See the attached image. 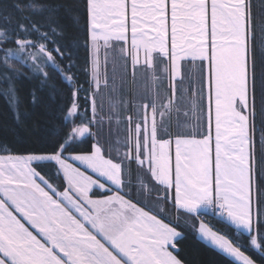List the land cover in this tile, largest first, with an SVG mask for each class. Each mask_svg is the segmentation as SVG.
I'll use <instances>...</instances> for the list:
<instances>
[{
    "label": "snow or ice",
    "instance_id": "6c2138e0",
    "mask_svg": "<svg viewBox=\"0 0 264 264\" xmlns=\"http://www.w3.org/2000/svg\"><path fill=\"white\" fill-rule=\"evenodd\" d=\"M82 6L92 52L96 53L90 64L91 95L85 96L91 108L90 118L78 112L75 97L80 89L76 88L75 78L68 74L72 64L67 65L65 72L52 55L54 51L63 59L67 51L66 46L61 51L52 39L64 37L61 14L73 24H79L81 4L77 0L72 3L33 0L29 7L34 14H46L47 32H41L43 25L28 16L23 17L27 24L17 21L11 33L9 18L4 17L5 23L0 24V44L10 41L17 45L15 49H3V63L7 65L9 57L22 58V53L33 61L39 56L45 63L51 62L72 86L73 97L63 117L67 130L62 134L52 132L57 138L50 143L49 151L22 157L0 155V264H184L174 254L178 252L177 240L183 238L172 226L179 218H171L169 223L160 218L167 217L164 205L170 201L197 219L209 211L218 213L222 222L235 227L236 239L213 231L202 220L198 228L200 238L233 257L238 264H257V260L245 254L253 250L264 259V211L254 205L249 152L253 142L249 117L254 114L255 77L254 71L251 75L249 71L252 16L248 0H83ZM13 7L19 9V5ZM129 16L130 48L121 52L130 58L133 79L136 67L140 66L150 72L157 88L162 86V78L156 75L154 67V62L159 61L160 71L170 80L172 97L158 104L157 92L150 103L140 105L141 122L135 124V136L128 144V151L120 152L99 141L83 150L79 147L82 138L94 136L90 125L100 123L96 94L101 87L109 86L107 72L102 73L100 68V42L110 47L111 40L127 41ZM20 33L23 39L16 38ZM33 33L38 37L36 42L28 38ZM41 41L52 43V50ZM68 59L71 60L70 53ZM185 59L208 61L206 74L201 75V87H193L188 99L193 110H203L206 115L208 130L201 139L191 134L173 137L170 121L166 124L164 119L173 110L179 111L174 99L175 81L179 79L183 84L181 61ZM34 67L43 81L49 79L40 64ZM5 79L9 87L4 94L10 105H17L14 111L19 122L18 97L11 78L5 76ZM180 91L179 99L183 100L189 89L182 87ZM109 104L116 106L111 99ZM76 118L80 120L78 124ZM127 119L130 121L131 117ZM0 150L8 151L6 145H0ZM113 151L117 152L119 162L113 158ZM73 152L78 154L71 155ZM133 163L144 168L148 177L145 180L144 175L136 173L140 187L135 193ZM45 169L51 173V179L65 182L62 189L46 179L47 173L42 175ZM88 170L97 178L86 174ZM101 178L104 183L100 182ZM153 181L162 190H157ZM93 188L113 195L93 199L90 196ZM173 188L174 195L169 192ZM159 191L162 194L156 196L155 203L147 199H137L134 203L131 198L141 193L147 197ZM141 203L144 207L139 206ZM242 233L248 234L247 243L241 242Z\"/></svg>",
    "mask_w": 264,
    "mask_h": 264
},
{
    "label": "trees",
    "instance_id": "16d2710c",
    "mask_svg": "<svg viewBox=\"0 0 264 264\" xmlns=\"http://www.w3.org/2000/svg\"><path fill=\"white\" fill-rule=\"evenodd\" d=\"M32 2L33 0H0V24L5 23L4 17L9 18V32L11 33V29L15 27L17 21L27 24L23 17L28 16L38 25H43L41 32H47L49 29L47 27L46 14H34V10L29 7ZM49 2H54V0H49ZM64 2L72 3L73 0H64ZM77 2L81 4V22L73 24L70 18L62 13L61 22L65 25L64 37H52L53 40L57 41L56 46L60 47L61 51H65V46L67 47L65 56L62 59L56 52L53 51L52 53L56 62L65 72H68L67 65L69 63L72 64L71 72L68 74L75 78L76 88L80 89L77 92V97H75L76 103L79 105L78 112L90 118L91 108L85 96L91 95L90 64L93 57L92 43L82 6L83 0H77ZM249 3L252 16L250 64L251 72L253 73L254 71L255 77V105L254 114L252 115L255 205H258L261 211H264V0H249ZM14 5H19V9L13 7ZM16 38L23 39V33H20ZM28 38L34 42L38 40L35 33ZM41 42L52 50V43ZM4 45L13 48L17 47L15 43L10 41L4 43ZM69 53L71 54V60L68 59ZM123 65L120 69L116 68L112 73H110L109 66L104 67V69L107 68L106 70L101 68L102 73L107 72L109 86L107 88L101 87L99 93L96 94L99 110L97 120H100V123L90 125L94 136L82 138L79 147L83 150H87L91 144L99 141L106 147L111 145L120 152L128 151V144L131 143L132 138L135 136V124L141 122L140 105L150 103L157 92L159 93L158 104L164 103L167 97H172V89L169 87L170 80L165 78V74L160 71L161 62L156 61L154 63L156 75L162 78V86L158 88L152 83L150 72L142 70L140 66L136 67L135 78L133 79V69L129 57ZM188 71L192 72L193 75H186ZM44 72L48 73L49 79L47 81H43L40 74L32 71L28 66L10 61L5 65L3 61H0V145H6L8 149V151L0 150V155L27 156L49 151L50 143L57 138L51 135L52 132L60 131L62 134L63 131L67 130L63 117L65 110L73 99L72 86L51 65L45 66ZM198 72L201 73L200 68L193 66L192 63L185 64L183 84H181L179 79L175 81L176 96L174 99L179 104V111L173 110L170 115H166L164 118L166 124L170 121V131L173 133V137L176 134L186 137L190 136V134L195 137H202L207 131L205 112L200 109L193 110L188 103L189 97L193 94V87H201L198 83V78H201V74L199 77ZM5 76L11 78V85L15 88L18 97L19 122L14 111V109H17V105H10L8 97L4 94L9 87V82L5 79ZM182 87L188 88L189 91L188 95L183 100H180ZM33 94L36 96L35 102H33ZM110 99L116 104L114 108L109 104ZM102 101L103 109L101 110L100 104ZM84 109H88V111L85 113ZM148 111L150 112V109ZM196 115H201L202 119H205L203 126L195 123L193 118ZM101 117L103 118L102 120ZM127 117H131V120L129 121ZM159 120L160 118L158 117V122ZM77 121L80 120L77 118ZM71 154L78 153L73 152ZM112 156L116 159V162H119L120 158L117 157L116 151L112 152ZM131 168L133 172L132 191L135 193L136 189L140 187L136 181V173L144 175L145 180L148 177L145 174V169L135 163L131 165ZM37 170L39 171L40 169ZM45 173H47L46 179H49L54 187L63 188L65 182L62 179H51V173L47 169L42 172V175ZM152 184L157 190H162V186L154 181ZM169 192L174 195V189H169ZM93 193L92 196L95 198L110 195L107 192L102 194L97 190ZM121 194L123 195V193ZM158 194H162V191L153 192L147 197L141 193L139 197L133 196L131 198L134 203L137 202V199H147L155 203ZM139 206L144 207V204L141 203ZM164 207L167 217L162 215L160 218L164 219L165 223H169L171 218H179L178 222L173 223L172 226L182 233L183 238L177 240L178 252H174V254H177L184 264H238L198 237V228L201 220L214 231L218 230L220 234L227 235L229 239H236L234 226H229L227 222H222L221 219L210 215H205L204 218L200 216L198 219L194 216H189L171 201L166 203ZM247 239L248 234L242 233L240 236L241 242L247 243ZM241 250L245 251L244 248ZM245 254L257 260V264H264V259L253 250H247Z\"/></svg>",
    "mask_w": 264,
    "mask_h": 264
},
{
    "label": "rangeland",
    "instance_id": "374dc122",
    "mask_svg": "<svg viewBox=\"0 0 264 264\" xmlns=\"http://www.w3.org/2000/svg\"><path fill=\"white\" fill-rule=\"evenodd\" d=\"M109 45L110 47H104L103 46V43L101 44V47L99 49V58H100V61H101V66L100 68H103L105 66H109L108 68L110 69V73L113 72V68L115 67L120 69L123 65V63L125 62V60L128 58L126 55H124L122 52H121V49H129V46L124 44V43H119V42H112V41H109ZM47 46V45H46ZM5 48H12V49H15L13 47H9V46H6L4 44H0V61H3V49ZM48 48V46H47ZM250 49V48H249ZM48 50H50L48 48ZM26 51H31V52H35L36 49H27ZM53 55V53H52ZM92 55H96V53H93L92 52ZM54 56V55H53ZM21 57L22 58H16V57H9L8 61L12 62V63H15V62H18L19 64L23 65V66H28L29 68L32 69V71H35V67L34 65L36 64H40L43 68V71L45 70V66L47 65H51V62H48V63H45L44 60L41 58V57H37V59L35 61L29 59L26 55V53H22L21 54ZM250 58V57H249ZM156 62V61H155ZM154 62V63H155ZM185 64H188V63H185ZM185 64L183 65V68H182V76L185 77V73H184V66ZM193 66L199 68L201 66V64H198L196 63L195 65L193 64ZM193 68V67H192ZM107 68H105L104 70H106ZM201 69V67H200ZM103 70V71H104ZM249 71H250V75L252 74L251 72V64H249ZM101 72H102V69H101ZM202 69H201V73L198 72V76L200 77V74L202 75ZM186 75H190L192 76L193 73L192 72H189L186 74ZM198 83L201 85V78H198ZM195 82V80H194ZM196 83V82H195ZM195 88H199L198 86H196ZM250 91H251V83H250ZM76 97H77V94H76ZM96 103H97V100H96ZM97 110H98V103H97ZM99 111V110H98ZM99 113V112H98ZM194 121L196 124H199L200 126H203V124L205 123V119H202L201 115L200 116H195L194 118ZM189 120V119H188ZM75 122L78 124L80 121H77V118L75 119ZM251 126H252V120H251ZM91 130V129H90ZM253 132V131H252ZM71 155H75V154H71ZM12 156H24V155H12ZM69 163H72V161L70 160ZM34 167V164L32 165ZM75 166H79L78 164L75 165ZM81 171H84V168L81 167ZM88 175H92L93 176V179H96L97 176L95 174H93L91 172V170H88V172L86 173ZM101 183H104L105 181L101 178ZM43 186V185H42ZM107 186H110V185H106ZM97 189L93 188L92 190V193L94 191H96ZM255 191V190H254ZM100 193H106L105 190H99ZM92 193H90V196H92ZM107 193H110V195H113V192H107ZM122 195V194H121ZM255 197V195H254ZM93 199H102L103 197H99V198H95L92 196ZM256 204V198H254V205ZM114 208L116 207L115 205L113 206ZM89 211H93L92 209L89 208ZM211 216V215H210ZM218 219V218H217ZM211 228V227H210ZM213 230V229H212ZM214 231V230H213ZM198 237L199 239L200 236H199V233H198ZM202 241H204L205 243H207L208 245H210L211 247L215 248L216 250L220 251L218 248H216L214 245L211 244V242L207 241V240H203L201 239ZM221 253H223L222 251H220ZM224 255H226L227 257H229L230 259H232L233 261L237 262L233 257L231 256H228L226 253H223ZM238 263V262H237Z\"/></svg>",
    "mask_w": 264,
    "mask_h": 264
},
{
    "label": "crops",
    "instance_id": "0c3cea01",
    "mask_svg": "<svg viewBox=\"0 0 264 264\" xmlns=\"http://www.w3.org/2000/svg\"><path fill=\"white\" fill-rule=\"evenodd\" d=\"M249 2V0H248ZM129 32L127 33L129 39L127 41H116V40H111L112 42H119V43H124L126 45H128L130 47V38H131V31H130V16H129ZM169 24H170V17H169ZM209 25H210V20H209ZM250 31H249V37H248V49L250 48ZM103 41L100 42V44H102ZM249 57H250V49H249ZM251 60V58H250ZM185 63H192V64H201V69L203 71L204 74H206V71H207V68H208V61L207 60H204V61H201L199 59L195 60V61H192L190 59H185V60H182L181 61V65H182V68H183V65ZM199 67V68H200ZM200 69V70H201ZM247 114V113H246ZM251 120H252V116L249 117V128H250V132L252 134V141H253V132H252V126H251ZM206 124H207V120H206ZM207 130H208V126H207ZM211 131H212V136H213V156H214V147H215V114H214V104H213V115H212V128H211ZM194 138L196 139H201L203 138L202 137H195ZM225 143V141H222V144ZM249 152H250V162H251V166H252V173H253V201H254V195H255V177H254V151H253V142L252 144H250L249 146ZM171 157H172V164H173V168L175 166V144L173 142L172 146H171ZM174 189V188H173ZM178 207V205H177ZM179 208V207H178Z\"/></svg>",
    "mask_w": 264,
    "mask_h": 264
},
{
    "label": "built area",
    "instance_id": "2783aa9c",
    "mask_svg": "<svg viewBox=\"0 0 264 264\" xmlns=\"http://www.w3.org/2000/svg\"><path fill=\"white\" fill-rule=\"evenodd\" d=\"M205 215H211V216H213V217H215V218L221 219V218L219 217L218 213H215V214H214V213H212V212L209 211L208 213L202 215V217L204 218Z\"/></svg>",
    "mask_w": 264,
    "mask_h": 264
}]
</instances>
